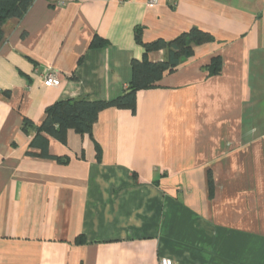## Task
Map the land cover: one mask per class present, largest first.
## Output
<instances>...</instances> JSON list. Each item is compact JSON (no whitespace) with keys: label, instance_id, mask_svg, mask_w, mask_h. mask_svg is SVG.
Wrapping results in <instances>:
<instances>
[{"label":"crops","instance_id":"1","mask_svg":"<svg viewBox=\"0 0 264 264\" xmlns=\"http://www.w3.org/2000/svg\"><path fill=\"white\" fill-rule=\"evenodd\" d=\"M136 26L143 41L194 26L212 40L137 90L134 111L48 137L64 162L28 155L51 103L123 92ZM2 30L0 264H264V0H33Z\"/></svg>","mask_w":264,"mask_h":264},{"label":"trees","instance_id":"2","mask_svg":"<svg viewBox=\"0 0 264 264\" xmlns=\"http://www.w3.org/2000/svg\"><path fill=\"white\" fill-rule=\"evenodd\" d=\"M32 2L33 0H0V41L3 37L4 21L11 17L23 16ZM141 32L142 28L136 26L134 37L144 52L140 59L131 60V76L123 92L111 99H89L82 95L51 103L45 108L44 118L36 127V132L29 142L28 155L64 162L63 157L48 152V137L63 141L68 128H73L79 133L91 134L99 112L109 107L128 108L134 111L137 90L156 85L165 72L173 71L184 59L192 55L194 46L212 40V35L195 26L169 40L157 38L143 41ZM99 43L98 40H93L91 45L96 46ZM159 49L164 51L163 59L149 60L148 52ZM207 69L210 74L218 72L217 57L211 59ZM26 124L27 120H24V125ZM80 239L83 238L80 236Z\"/></svg>","mask_w":264,"mask_h":264},{"label":"built area","instance_id":"3","mask_svg":"<svg viewBox=\"0 0 264 264\" xmlns=\"http://www.w3.org/2000/svg\"><path fill=\"white\" fill-rule=\"evenodd\" d=\"M152 3H157L158 0H150ZM62 4V2H58ZM43 83L45 86H58L60 80L57 78L56 74L53 71H44L43 72ZM159 264H176L174 261L166 256H163L159 260Z\"/></svg>","mask_w":264,"mask_h":264}]
</instances>
